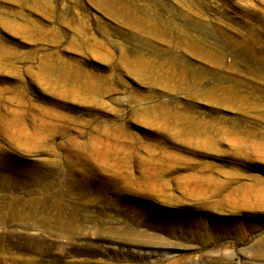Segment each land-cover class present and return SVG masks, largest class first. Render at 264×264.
Masks as SVG:
<instances>
[{
    "label": "rangeland",
    "instance_id": "obj_1",
    "mask_svg": "<svg viewBox=\"0 0 264 264\" xmlns=\"http://www.w3.org/2000/svg\"><path fill=\"white\" fill-rule=\"evenodd\" d=\"M0 150V264H264V0H0ZM131 165L225 183L234 229L101 241Z\"/></svg>",
    "mask_w": 264,
    "mask_h": 264
},
{
    "label": "bare ground",
    "instance_id": "obj_2",
    "mask_svg": "<svg viewBox=\"0 0 264 264\" xmlns=\"http://www.w3.org/2000/svg\"><path fill=\"white\" fill-rule=\"evenodd\" d=\"M1 151L2 150H0V162L2 158L1 156L3 155ZM131 166L132 172H127L128 174L123 178L121 176L122 179L119 178V180L116 181L115 186L117 187L118 182L120 184L122 183L121 180H123V182H125L127 185L129 183L131 186L133 184H137L136 187H134L133 185V188H130L128 190L116 188L115 192L98 190L93 194L94 198H90L88 201L94 203L108 202L106 206H104L103 210V214H107V216H110V213H113L115 216L118 215V213L121 214V212L128 215L127 219L121 221V223L125 224L124 227L119 228L116 226H110L108 229L109 231L107 230L109 234L107 233L106 235L100 236L101 241L107 244H115L117 246L126 247L125 253L127 255L133 254V249L140 251L142 250V248H146L152 243V236L149 234L147 235L146 232H140L137 227L134 226V223L137 220L140 223L141 221L145 223H153L160 229L168 230V233L170 234L175 232V228L186 230L191 229L192 231L197 232L203 230H209L210 232H212L217 228H221L225 233H229L232 229H234L232 228V225L230 223V220H232L230 214L231 212L228 214L226 213V215L222 217L221 221L219 220L220 223H218L216 217L217 214L215 215L214 212L216 208L223 206L224 204L226 207V205L231 201L229 199H232V197L230 198L229 196L230 193H224V189L226 188L225 183L216 180L211 175H184L183 178L189 176L185 180L181 177H178V179H176L174 176V178L176 179V181L174 180V182H177V180H181L179 183H185V186L190 185L191 180H189V178H194L199 187L198 189H196L195 187L191 186V188H193V190L191 191L185 192L184 190H174V192L172 190V187H170V181L174 178L168 177L169 175L167 176V173L165 171V173L162 172L161 174H159L158 172V174L154 175V177L150 175H147L146 177L143 175H139L140 172L136 171L135 165ZM16 170H18V175L16 176L17 183L23 182L26 185L28 183H37L35 180L29 178L26 172L22 171L21 169ZM73 173L76 175L78 174V171H74ZM147 181H155V183H158V189H151V186H148L149 188L147 189L145 185ZM4 184H6V182ZM226 189V191H228V188ZM244 189V191L242 192H245V197L250 198L251 196H254L259 204L260 202L264 203V184L261 186V188H257L256 190L254 188V191H251V189H248L247 187ZM232 191L235 192L236 190ZM253 202L254 201H252V203ZM220 209L222 210V208ZM16 217H20L23 220L28 218H26V216H23L22 214H19ZM237 222L238 221L234 223ZM150 254L155 257L154 251H151Z\"/></svg>",
    "mask_w": 264,
    "mask_h": 264
}]
</instances>
